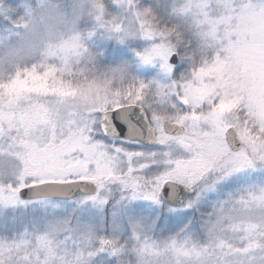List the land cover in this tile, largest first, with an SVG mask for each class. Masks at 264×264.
Instances as JSON below:
<instances>
[{
  "label": "snow or ice",
  "instance_id": "obj_1",
  "mask_svg": "<svg viewBox=\"0 0 264 264\" xmlns=\"http://www.w3.org/2000/svg\"><path fill=\"white\" fill-rule=\"evenodd\" d=\"M0 264H264V0H0Z\"/></svg>",
  "mask_w": 264,
  "mask_h": 264
}]
</instances>
